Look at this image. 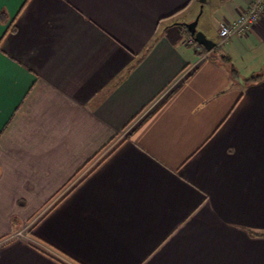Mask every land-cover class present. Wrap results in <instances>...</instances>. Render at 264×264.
<instances>
[{
  "label": "crops",
  "instance_id": "obj_1",
  "mask_svg": "<svg viewBox=\"0 0 264 264\" xmlns=\"http://www.w3.org/2000/svg\"><path fill=\"white\" fill-rule=\"evenodd\" d=\"M253 1L0 0V264H264Z\"/></svg>",
  "mask_w": 264,
  "mask_h": 264
},
{
  "label": "built area",
  "instance_id": "obj_2",
  "mask_svg": "<svg viewBox=\"0 0 264 264\" xmlns=\"http://www.w3.org/2000/svg\"><path fill=\"white\" fill-rule=\"evenodd\" d=\"M264 13V0H254L251 5L241 10L233 20H222L218 24L217 35L222 42L231 36L247 34L258 22ZM186 43L198 47L193 37L188 34ZM17 235H22L19 231Z\"/></svg>",
  "mask_w": 264,
  "mask_h": 264
},
{
  "label": "water",
  "instance_id": "obj_3",
  "mask_svg": "<svg viewBox=\"0 0 264 264\" xmlns=\"http://www.w3.org/2000/svg\"><path fill=\"white\" fill-rule=\"evenodd\" d=\"M201 4L205 3L207 0H198ZM201 11L195 16V18L190 22H184L182 25L187 30L189 35L193 37L195 42L202 46L207 51L213 50L216 47V42L208 38L201 30H197V23Z\"/></svg>",
  "mask_w": 264,
  "mask_h": 264
},
{
  "label": "rangeland",
  "instance_id": "obj_4",
  "mask_svg": "<svg viewBox=\"0 0 264 264\" xmlns=\"http://www.w3.org/2000/svg\"><path fill=\"white\" fill-rule=\"evenodd\" d=\"M200 11H201V13H200V15H199V19H198V23H197V30H200V28H201L200 22H202V20H204V18H205L204 15H205V12H206V5H205V7H204V3H203V4L200 3V4L198 5V10H197V12H196V15H197ZM196 15H195V16H196ZM194 18H195V17H194ZM194 18H193V19H194ZM193 19H192V20H193ZM192 20H191V21H192ZM207 35L209 36L210 39L214 40V41L216 42L217 46H218V39H217L215 36H213L212 33H211V34H207ZM213 52H216V51L213 50ZM25 233H26L25 230H23V231H22V235L25 234Z\"/></svg>",
  "mask_w": 264,
  "mask_h": 264
},
{
  "label": "trees",
  "instance_id": "obj_5",
  "mask_svg": "<svg viewBox=\"0 0 264 264\" xmlns=\"http://www.w3.org/2000/svg\"><path fill=\"white\" fill-rule=\"evenodd\" d=\"M6 20V14L4 13V11H0V22H5ZM225 59L229 60L228 58L225 57ZM232 71L234 72L235 70L232 69ZM262 78V75L261 74H256V75H253V76H250L249 78L246 79V81H252V82H255V81H258ZM260 234V232H259ZM264 234V233H262Z\"/></svg>",
  "mask_w": 264,
  "mask_h": 264
}]
</instances>
